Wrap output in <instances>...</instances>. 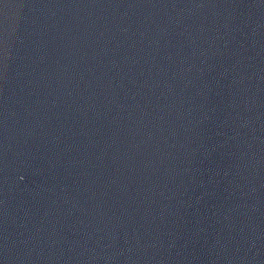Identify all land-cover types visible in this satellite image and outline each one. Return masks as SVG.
<instances>
[{"label": "water", "instance_id": "obj_1", "mask_svg": "<svg viewBox=\"0 0 264 264\" xmlns=\"http://www.w3.org/2000/svg\"><path fill=\"white\" fill-rule=\"evenodd\" d=\"M0 264H264V0H0Z\"/></svg>", "mask_w": 264, "mask_h": 264}]
</instances>
